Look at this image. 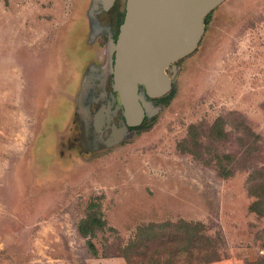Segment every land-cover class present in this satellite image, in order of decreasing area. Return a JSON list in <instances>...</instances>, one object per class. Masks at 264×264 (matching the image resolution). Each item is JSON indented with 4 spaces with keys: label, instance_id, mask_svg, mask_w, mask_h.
I'll return each mask as SVG.
<instances>
[{
    "label": "rangeland",
    "instance_id": "1",
    "mask_svg": "<svg viewBox=\"0 0 264 264\" xmlns=\"http://www.w3.org/2000/svg\"><path fill=\"white\" fill-rule=\"evenodd\" d=\"M110 6L0 0V264H130L120 251L138 226L179 219L216 239L209 264H264V215L248 209V175L264 167V0L217 4L195 49L165 69L172 97L142 95V126L118 140L93 122L110 84ZM217 117L226 177L176 147L188 124ZM96 195L115 231H96L93 256L76 225ZM156 248L131 264L162 263Z\"/></svg>",
    "mask_w": 264,
    "mask_h": 264
},
{
    "label": "water",
    "instance_id": "2",
    "mask_svg": "<svg viewBox=\"0 0 264 264\" xmlns=\"http://www.w3.org/2000/svg\"><path fill=\"white\" fill-rule=\"evenodd\" d=\"M111 5L113 0H104ZM222 0H125L115 40L109 38L112 90L128 126L142 120L141 96L170 89L165 69L195 49L203 19ZM117 134L115 140L120 138Z\"/></svg>",
    "mask_w": 264,
    "mask_h": 264
},
{
    "label": "trees",
    "instance_id": "3",
    "mask_svg": "<svg viewBox=\"0 0 264 264\" xmlns=\"http://www.w3.org/2000/svg\"><path fill=\"white\" fill-rule=\"evenodd\" d=\"M112 4L110 9L116 6V3L114 5ZM123 14L124 8L117 13L115 28L110 36L113 41L118 32V26L122 21ZM209 14L210 11L206 16H209ZM110 56H112V53H110ZM111 83L110 86L112 88ZM172 95L173 88H170L165 94L152 98H157V100L161 102H167ZM223 121L224 119L222 117H217L208 125L201 122L188 124L185 136L176 143V147L181 152L188 153L191 157L201 160L203 163H213L216 167L217 174L226 177L232 173L233 168L223 164L221 155L229 160H232L233 158L229 154H219L217 150L218 143L225 140L226 137ZM137 125L142 126V121L134 126ZM126 126L127 125H125V127ZM246 133L248 135L252 134L248 129L246 130ZM250 151L251 150L248 149L247 153ZM248 167H250V165H248ZM248 176L250 181L248 190L252 195L256 196V198L248 205V209L257 214L264 215V167L253 166ZM258 189H260L262 194L258 193ZM97 198L98 196L96 195L88 200L86 211L76 225L77 232L84 238L86 247L93 256H97V248L92 241L96 231H115V228L107 223L101 209V204ZM202 228L203 225L199 222L192 223L183 219H179L177 223L163 222L159 224L147 223L140 225L137 227L133 235V238H139V241L135 239L128 241L121 248L120 255L124 257L127 263L131 264L132 254L150 253V241H155L158 248L154 250V253H167L165 261L155 264H207L219 259V257L214 246L216 239L205 236L201 232ZM178 240L181 241L179 246L177 245V243H179ZM194 248L197 252L208 250L210 253H199V255H197L198 257H194L191 255ZM182 252L188 254L186 261L184 263L173 262L172 256ZM192 258H197V261L193 263Z\"/></svg>",
    "mask_w": 264,
    "mask_h": 264
},
{
    "label": "flooded vegetation",
    "instance_id": "4",
    "mask_svg": "<svg viewBox=\"0 0 264 264\" xmlns=\"http://www.w3.org/2000/svg\"><path fill=\"white\" fill-rule=\"evenodd\" d=\"M118 1L119 0H114L112 5H114L115 3H116L115 5H117ZM124 3H125V0H123L122 2V8H124ZM122 8L118 10L117 7L115 9V6H114L110 10L116 11V16H117V13L120 12ZM111 82H112V75H110V83ZM104 97H105L104 103H101L97 112L94 113L95 117L93 116L94 118L93 122L95 123L94 125L98 127L96 128L97 135H100V137H102L108 134L109 137L114 140L117 134L120 133L121 135L122 129L123 127H125L126 124L124 123L123 117L121 115V107L119 106L118 108L115 109V106L119 104V100L117 97V93L112 91L110 84H109V90L106 92V95H104ZM97 100H99L98 97L96 101ZM85 111L86 112L88 111L87 113L91 112L89 107H87ZM144 117L145 115L143 114L141 121L144 120ZM105 141L106 140H104L103 142Z\"/></svg>",
    "mask_w": 264,
    "mask_h": 264
},
{
    "label": "crops",
    "instance_id": "5",
    "mask_svg": "<svg viewBox=\"0 0 264 264\" xmlns=\"http://www.w3.org/2000/svg\"><path fill=\"white\" fill-rule=\"evenodd\" d=\"M211 264H213V263H211ZM214 264H232V263L230 261H220V262L218 261V262H216Z\"/></svg>",
    "mask_w": 264,
    "mask_h": 264
}]
</instances>
